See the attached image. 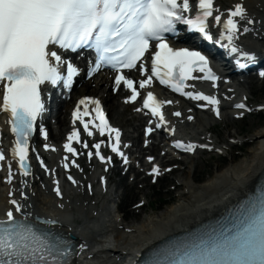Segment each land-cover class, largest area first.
<instances>
[{
	"label": "snow or ice",
	"instance_id": "snow-or-ice-1",
	"mask_svg": "<svg viewBox=\"0 0 264 264\" xmlns=\"http://www.w3.org/2000/svg\"><path fill=\"white\" fill-rule=\"evenodd\" d=\"M178 25L235 54L239 70L259 61L254 52L243 50L239 44L248 35L264 39V18L257 20L251 15L244 0H233L230 5H223L220 0H0V112L8 115L6 123L14 137L8 154L0 147V170L6 173L4 183L9 186L7 204L10 205L0 219V264H75L70 242L38 229L32 219L34 213L25 210L33 207L27 203L31 197L26 191L30 187L34 189L30 178L36 179L31 163L33 152L39 167L51 177V191L63 201L57 170L46 164L31 141L37 132V122L48 111L45 91L61 85L71 90L74 78L81 75L80 69L65 58L69 52L94 50L95 60L89 61L87 77L102 69L112 70L115 73L112 90L123 86L131 93L125 103L135 102L140 95L138 88L145 89L155 79L181 97L197 102L196 107L210 109L220 118V97L195 90L189 81H209L218 90L221 76L202 51L175 45L172 38H180ZM213 28L219 30L218 37L214 36ZM125 70L136 71L143 77L138 81V88ZM257 75L264 79V70ZM173 103L157 99L151 91L147 93L143 109L153 119H149V126L144 130L145 137L157 130L175 135V126L162 110L166 104ZM234 107L241 110L240 116L244 111H252L243 102ZM259 110H264V105ZM173 115L179 118L183 113L175 111ZM71 118L73 127L62 145L64 154L59 162L71 185L80 186L71 169L83 172L81 157L86 156L89 162L98 160L105 172L113 164L114 156L129 164L123 149L130 145L122 144L121 130L109 123L99 99H80ZM187 120H193V116L188 115ZM39 133L48 141L49 133L42 124ZM96 133L106 139L96 141ZM88 137L93 140L89 141ZM148 143L145 139V146ZM43 147L45 151H59L47 142ZM104 147L111 154L105 155ZM173 147L192 153L198 148L208 149L210 145L175 140ZM147 159L152 163L155 158ZM149 174L160 175L159 165L152 163ZM17 181L22 188L16 187ZM100 182L106 184L103 176ZM87 187L91 192L92 185ZM35 194L33 191L32 195ZM58 206L63 208V202ZM40 223L55 225L58 221L44 218ZM85 248L81 243L79 252ZM144 264H264V189L242 206L232 228L165 249L146 259Z\"/></svg>",
	"mask_w": 264,
	"mask_h": 264
},
{
	"label": "bare ground",
	"instance_id": "bare-ground-1",
	"mask_svg": "<svg viewBox=\"0 0 264 264\" xmlns=\"http://www.w3.org/2000/svg\"><path fill=\"white\" fill-rule=\"evenodd\" d=\"M232 2L233 0H220L223 5H230ZM244 2L249 8L250 14L255 16L257 20L264 18L263 0H244ZM246 37H251V35ZM257 41L262 42V39L258 38ZM246 84L251 88L250 82ZM110 113L114 117L125 115L124 111L119 110L118 105L113 106L112 104H110ZM228 117L229 114L224 116L227 122H229ZM194 121L198 124V130L202 129L206 133L212 131L211 122L206 118L201 119L196 115ZM64 123V119L59 121V131ZM232 124L233 122H230L226 126ZM262 124L253 122L245 127L246 132H243L245 134L242 136L246 139L245 144L251 146V149L245 152L244 158L234 164H229L216 173L213 172L200 185L195 186L191 183L192 181H199L195 179L196 176L192 175L196 172L195 168L193 172L188 173L191 181H184L186 179L184 171H179L181 179L175 181L177 182L176 190L181 191L177 195V203L163 210L160 214L143 217L139 224H132V215L137 211L126 212L123 218V221L126 222L124 225L122 219L119 218H113L112 221L108 222L110 214L107 212V206L103 205L98 210L90 203L87 205L86 200L79 197L81 194L90 195L91 193L80 192L81 186L78 189L66 191L63 201L58 200L51 191V179H46L42 175L39 176L40 173L35 175L36 179L30 178V183L34 185V189L30 187L26 190L31 197L27 203L33 207H26L25 210L33 212L34 215L39 212L53 215L61 223L59 229L71 233L77 238L81 237L83 244L88 248L82 252L77 264H118L121 260H131L136 252L142 248L159 245L165 240L185 232L211 215L215 209H219L227 202H233L257 186L258 182L264 178V124ZM134 126L136 129L138 122ZM240 131L241 129L234 133L227 131L225 134H217L220 135L219 142L215 141L214 144L219 145L221 141L225 142V136L237 139L236 136L241 135ZM194 139H201V137L196 134ZM208 144L211 146L213 141L211 140ZM226 144L228 143L224 145ZM231 146L228 145L227 149ZM136 148L141 155L144 154L141 152L140 146L137 145ZM227 149L224 148V151L226 152ZM238 149L242 152L243 146ZM150 150L152 153L154 152V148ZM54 158L55 155L52 156V162H55ZM136 160L141 166H144L142 156L136 157ZM139 174L140 170L136 171L137 178H139ZM145 179L143 177L140 180L145 181ZM17 188H22V185L18 184ZM33 191H35V195H32ZM142 191L143 189L138 190V194ZM7 192L5 186H0V215L10 207L7 204V196H5ZM101 192L102 190L95 191L96 194H101ZM110 196L112 199V194ZM16 198H20L19 192H17ZM61 202L64 204L63 208L58 206ZM61 210H67V212L62 213ZM80 220L84 222L83 225L78 223ZM111 243L113 246L109 247L111 250L102 249Z\"/></svg>",
	"mask_w": 264,
	"mask_h": 264
},
{
	"label": "rangeland",
	"instance_id": "rangeland-1",
	"mask_svg": "<svg viewBox=\"0 0 264 264\" xmlns=\"http://www.w3.org/2000/svg\"><path fill=\"white\" fill-rule=\"evenodd\" d=\"M252 95L258 96L256 93H253ZM260 97H261V100H264V95ZM232 122L233 124L230 126L231 132L234 133L236 130L241 129L240 134L242 136L243 134H245L243 132H246L245 127L249 125L250 123L256 122V123L264 124V116L248 118L241 122H234V121ZM215 131L225 132V124L224 123L217 124V126L215 127ZM250 149H251V146L248 148H245L243 150L244 152L243 156L240 154L239 151H236L235 157L233 158V162L231 161L232 158L230 155L229 156L227 155L225 160H220L219 157H214L213 155H203V156L198 157L197 159L196 158L189 159V161L186 163V167H184L185 169L184 175L186 178L184 180L191 181V177L188 176V173L193 172L195 168L196 172L192 173V175L194 177L196 176L195 179L199 181L193 182V185H200L208 177H210V175L213 172L216 173L218 170H221L222 168L228 166L229 164H234L238 162L240 159L244 158L245 152H247ZM140 187H142V185ZM173 188H174L173 174L166 177L162 183L158 184L155 187H152L149 183H147L146 192L148 194V197L150 198L148 200L149 206L146 207L145 211L140 212V216L138 218L133 217L132 219L136 220L139 224L144 214H148L151 216L160 214L161 212H163V210L176 204L177 200L174 198V194H178L179 191H176L175 193L171 194L170 190H173ZM136 199H134L131 203L139 202V201H136Z\"/></svg>",
	"mask_w": 264,
	"mask_h": 264
}]
</instances>
